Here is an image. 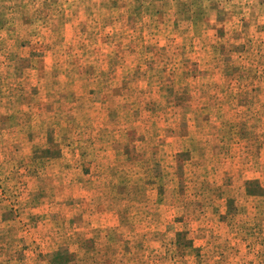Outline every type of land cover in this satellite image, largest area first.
<instances>
[{"label":"rangeland","instance_id":"1","mask_svg":"<svg viewBox=\"0 0 264 264\" xmlns=\"http://www.w3.org/2000/svg\"><path fill=\"white\" fill-rule=\"evenodd\" d=\"M0 0V264H264V0Z\"/></svg>","mask_w":264,"mask_h":264},{"label":"crops","instance_id":"2","mask_svg":"<svg viewBox=\"0 0 264 264\" xmlns=\"http://www.w3.org/2000/svg\"><path fill=\"white\" fill-rule=\"evenodd\" d=\"M50 1H52V0H50ZM54 1H57V0H54ZM54 1H53V2H54Z\"/></svg>","mask_w":264,"mask_h":264}]
</instances>
